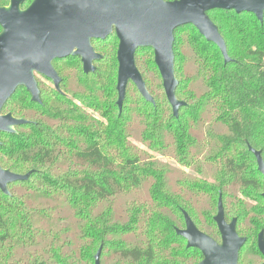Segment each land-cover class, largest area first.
Wrapping results in <instances>:
<instances>
[{
    "label": "trees",
    "instance_id": "1",
    "mask_svg": "<svg viewBox=\"0 0 264 264\" xmlns=\"http://www.w3.org/2000/svg\"><path fill=\"white\" fill-rule=\"evenodd\" d=\"M209 17L232 61L194 25L175 31L176 95L186 103L176 118L151 48L135 57L154 104L129 82L120 111L115 33L93 41L102 58L93 73L75 56L56 63L59 91L40 79L41 103L16 90L3 112L28 123L0 134V166L30 177L9 185L10 194L0 190V264H95L100 247L101 264H199L202 252L177 231L187 213L220 242V198L246 238L239 264L264 261V176L249 149L264 160V18L226 10ZM133 124L142 149L131 142ZM161 156L194 174L170 183ZM67 212L77 222L75 242L62 225Z\"/></svg>",
    "mask_w": 264,
    "mask_h": 264
},
{
    "label": "water",
    "instance_id": "2",
    "mask_svg": "<svg viewBox=\"0 0 264 264\" xmlns=\"http://www.w3.org/2000/svg\"><path fill=\"white\" fill-rule=\"evenodd\" d=\"M23 0H11L10 7H0V132L14 133L15 127L28 123L12 114L2 115V107L24 87L32 100L41 103L36 75L53 80L59 90L60 78L53 61L69 56L82 59L86 74L95 71L94 63L101 55L93 47L94 40H105L115 33L119 43L118 100L120 111L132 82L146 101L154 99L136 64V53L142 48L154 51L155 63L161 72L163 88L173 115H179L186 103L177 98L178 80L175 72L174 34L181 27L194 25L200 35L214 43L223 54L225 63L231 62L225 39L209 17L212 11H235L264 18V0H35L22 11ZM264 176L261 151L249 147ZM30 174H15L0 167V190L10 194L9 184L26 181ZM264 196V194H263ZM214 220L220 231L221 242L199 230L187 213L185 228L177 234L187 241L189 248H197L203 259L199 264H239V255L246 243L236 229V219L227 222L222 198ZM258 248L264 257V231L258 236ZM102 248L95 255V264H101ZM264 264V262L262 263Z\"/></svg>",
    "mask_w": 264,
    "mask_h": 264
},
{
    "label": "rangeland",
    "instance_id": "3",
    "mask_svg": "<svg viewBox=\"0 0 264 264\" xmlns=\"http://www.w3.org/2000/svg\"><path fill=\"white\" fill-rule=\"evenodd\" d=\"M130 131H131V142L139 147V149H142V145H141V142L139 140V133H140V130L135 126V124L131 125L130 126ZM195 134H197L196 132H193ZM135 134H137V136H135ZM158 160H163L164 162L168 163L171 167V174H174L173 176L170 177V183H175V181L182 176V172L178 171L180 170V168L177 166V164L170 158V157H167V156H161V157H158L157 158ZM211 168V166L207 167V169L209 170ZM174 171V173H173ZM183 172H185L183 175L185 176H190V175H193L194 172L189 169V168H183L182 169ZM176 172V173H175ZM179 191H181V189L178 187L177 188ZM143 191V190H142ZM141 191V192H142ZM142 196H144V198L142 199H146L148 198L147 196V191H144ZM132 198V195L129 197V200ZM120 208H119V211H125V202H121L119 204ZM63 216L67 217L65 219V221L63 222V226L66 227V228H69V234L67 236V239H71L72 241H76L77 239V222L70 216V214L67 212V213H64Z\"/></svg>",
    "mask_w": 264,
    "mask_h": 264
},
{
    "label": "flooded vegetation",
    "instance_id": "4",
    "mask_svg": "<svg viewBox=\"0 0 264 264\" xmlns=\"http://www.w3.org/2000/svg\"><path fill=\"white\" fill-rule=\"evenodd\" d=\"M35 0H32L31 2H30V4L29 5H25V3H26V0H23V2L21 3V5H20V9L22 10V11H25V10H27L29 7H30V5L34 2ZM10 5H11V0H9V4L7 5V6H0V7H10ZM0 29H1V31H0V34H2V32L4 31V29L2 28V26L0 25ZM93 42V41H92ZM93 44V43H92ZM70 57V56H69ZM76 57V56H75ZM78 58H80V57H78ZM65 59V58H64ZM63 59V60H64ZM63 60H55V61H53V67H54V69H55V64L56 63H58V62H62ZM81 61H82V59H81ZM96 62V61H95ZM95 64V63H94ZM95 66V65H94ZM55 71H56V69H55ZM57 73V72H56ZM35 75H36V81H37V85H38V81L40 80V79H42V80H44V81H49L51 84H52V86L55 88V84H54V82H53V80L52 79H50L49 77L47 78V77H45V76H43V75H40V74H37V73H35ZM58 75V74H57ZM59 78H60V76H59ZM60 80H61V78H60ZM60 84H61V81H60ZM60 86V85H59ZM38 89H39V87H38ZM56 89V88H55ZM57 90V89H56ZM27 91V90H26ZM57 91H59V90H57ZM40 93H41V91H40ZM16 94V93H15ZM15 94L4 104V106L11 100V99H13L14 98V96H15ZM30 94V93H29ZM31 95V94H30ZM40 98H41V94H40ZM31 99H32V95H31ZM4 106L2 107L3 109H2V111H1V114L2 115H7V114H10V113H4L3 112V110H4ZM13 116V115H12ZM15 118V117H14ZM16 119V118H15ZM16 128L17 127H15V129L14 130H16ZM1 133H6V132H0V134ZM0 145H1V142H0ZM1 167V166H0ZM9 185H11V184H9ZM8 185V186H9ZM225 218H226V216H225ZM227 220V219H226ZM228 223H230L231 221H227ZM218 228V227H217ZM259 236V235H258ZM243 237V236H242ZM221 242V241H220ZM219 242V243H220ZM257 242H258V239H257ZM242 251V250H241ZM259 252H260V250H259ZM260 254H261V252H260ZM240 256V255H239ZM261 256H262V254H261ZM262 258H263V260H264V257L262 256ZM264 261H262L261 262V264L263 263Z\"/></svg>",
    "mask_w": 264,
    "mask_h": 264
}]
</instances>
